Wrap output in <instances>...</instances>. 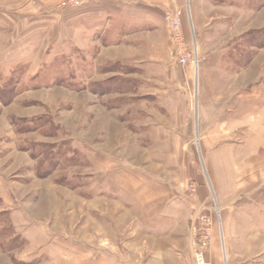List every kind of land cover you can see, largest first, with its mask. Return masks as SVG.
<instances>
[{"label": "rangeland", "instance_id": "rangeland-1", "mask_svg": "<svg viewBox=\"0 0 264 264\" xmlns=\"http://www.w3.org/2000/svg\"><path fill=\"white\" fill-rule=\"evenodd\" d=\"M256 109L264 0H0V264H149L132 245L167 204L192 236L206 216L227 264L217 192L264 213L228 158Z\"/></svg>", "mask_w": 264, "mask_h": 264}, {"label": "crops", "instance_id": "crops-1", "mask_svg": "<svg viewBox=\"0 0 264 264\" xmlns=\"http://www.w3.org/2000/svg\"><path fill=\"white\" fill-rule=\"evenodd\" d=\"M250 113L252 114L247 117L245 126L249 128L246 131L251 139V151L244 155L229 156L228 158L230 166L241 162L238 165L239 171L245 170L249 166L248 177H251L252 180L263 177L258 183V188L261 189L264 186V153H262L264 150V109L261 111L256 109ZM236 124L237 122L234 123L235 127H237ZM245 176V174H241L235 183L230 179L228 186L233 184L240 188L246 186ZM239 191L237 188L236 193L231 194L221 189L216 195L217 201L220 202L219 207L230 214L221 220L224 248L222 251L227 264H236V259L243 257V251L247 247L245 244L249 245L250 254H260V246L257 245L254 248L252 243L259 241L261 235H264V213L261 214L262 205L259 200L248 201L240 205L243 215H247V217L235 219L232 216L231 205ZM178 210L180 212H177ZM188 210L187 207L179 209L175 205L167 204L164 207V213H161V218L157 219L156 214L153 213L152 233L146 234L145 239L141 238L138 240V244L132 245L136 252L135 258H138L144 251L146 254H152L149 264H195L193 259L194 236L190 232ZM141 241L144 243L143 246H141ZM220 258V251L216 243L213 242L205 255L206 264H221Z\"/></svg>", "mask_w": 264, "mask_h": 264}, {"label": "built area", "instance_id": "built-area-1", "mask_svg": "<svg viewBox=\"0 0 264 264\" xmlns=\"http://www.w3.org/2000/svg\"><path fill=\"white\" fill-rule=\"evenodd\" d=\"M197 216H195L196 222L192 226L195 239L193 258L195 264H206L205 253L212 240L211 222L206 216Z\"/></svg>", "mask_w": 264, "mask_h": 264}]
</instances>
